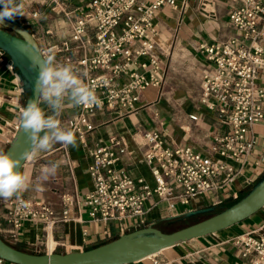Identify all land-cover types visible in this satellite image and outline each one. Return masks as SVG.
<instances>
[{"label":"built area","instance_id":"1","mask_svg":"<svg viewBox=\"0 0 264 264\" xmlns=\"http://www.w3.org/2000/svg\"><path fill=\"white\" fill-rule=\"evenodd\" d=\"M27 1L22 0L24 6ZM45 1L51 12L46 20H53L54 28L43 27L39 0L30 11L36 25L30 32L43 56L51 58L53 65L71 67L102 101L99 106L74 107L73 114L60 118L61 126L64 124L63 128L86 145L88 134L96 129L97 111L135 113L141 93L163 82V53L155 40V18L161 7H176L178 0ZM230 2L229 20L239 35L199 46L209 63V70L202 75L199 103L229 126V131L217 137L212 146L217 158L198 153L191 146L167 145L159 128L141 129L144 162L153 181L149 183L118 168L128 155L121 139L99 142L88 167L93 189L83 200L63 195V208L57 212L48 203L25 196L0 199L9 226L5 237L1 236L6 242L17 243L25 224L42 223L47 243L51 229L71 221L72 205L85 208L91 222L113 221L125 230L126 222L135 227L147 225L146 205L154 197L156 205L164 204L172 214L178 206L189 207L204 197L211 196L210 206L217 209L227 199L239 198L233 185L254 150V126L264 121V89L257 83L264 68V0ZM64 18L66 21H61ZM62 34L65 36L60 37ZM46 36L57 40L49 45ZM3 55L0 50V58ZM190 118L198 120L197 116ZM257 233L248 231L225 242L241 253V259L230 264H264V235ZM150 258L153 264H175L163 261L158 254ZM0 264L9 263L0 258Z\"/></svg>","mask_w":264,"mask_h":264},{"label":"crops","instance_id":"2","mask_svg":"<svg viewBox=\"0 0 264 264\" xmlns=\"http://www.w3.org/2000/svg\"><path fill=\"white\" fill-rule=\"evenodd\" d=\"M43 10L42 23L47 29L54 28L46 24V13L50 7L45 0H39ZM152 0H146L149 3ZM21 8L15 18L29 31L36 29L30 11L36 6V0H14ZM2 7V6H1ZM230 0H178L176 7L163 6L155 18L157 28L156 43L162 61L163 82L158 87H149L140 95L138 111L124 114L121 111L99 110L95 115L96 129L88 134L86 145L76 137V146L65 147L55 144L47 152L38 153L35 158L28 159L20 171L29 179V188L22 193L30 199L48 203L55 211L63 208V195L72 200H83L93 189L88 173L92 161V151L99 142L110 138L121 139L127 147L128 155L120 170L126 171L133 178H145L153 183L150 170L144 162V141L141 129L162 130L164 140L171 146H191L203 155H217L212 146L217 137L226 134L229 126L219 116L201 106L202 75L209 70V63L199 52L201 44H213L235 38L239 32L229 20ZM49 45L56 41L46 36ZM257 83L264 89V68L260 70ZM25 97L22 95L15 70L8 63L4 54L0 58V152H3L20 120L21 109L24 108ZM41 107L47 115L52 112L43 103ZM264 107V103H263ZM64 114H73L74 107L66 100ZM197 116L198 120H191ZM62 127H65L62 124ZM255 147L248 163L234 182L233 189L244 193L264 172V121L254 126ZM260 165L257 166V162ZM59 162L57 174L47 181L39 179L42 168ZM227 195V194H226ZM205 198V199H204ZM189 207L178 206L172 214L166 211L165 205L157 203V198L148 201L146 207L147 225H163L166 219L190 210L210 207L212 197H204ZM232 201L230 198L226 202ZM71 221L56 225L50 230V239L46 243V233L42 223L25 224L19 234L17 243H10L35 254L49 251L59 253L84 251L118 238L123 233L146 227L131 225L126 222L125 230L116 222L95 223L89 219L85 208L70 206ZM4 211L0 208V236L5 237L9 229ZM78 217L80 220H78ZM257 230V235H264V208L249 219L224 231L203 238L181 243L158 254L163 261H174L175 264H230L241 259V253L232 244L225 242L235 235ZM48 239V238H47ZM132 264H153L148 258Z\"/></svg>","mask_w":264,"mask_h":264},{"label":"water","instance_id":"3","mask_svg":"<svg viewBox=\"0 0 264 264\" xmlns=\"http://www.w3.org/2000/svg\"><path fill=\"white\" fill-rule=\"evenodd\" d=\"M0 50L8 57L9 65L16 72L26 108L29 101L36 98L35 82L38 70L34 65L43 66L46 59L31 32L16 18L6 19L0 24ZM30 147L31 144L19 123L7 143L5 154L11 155L13 159H19ZM27 160L21 161V167L17 171L22 170ZM263 208L264 172L239 201L219 212L217 207L210 206L168 217L166 220L172 223L178 218L212 215L172 232H164L156 224H149L132 232L123 233L115 240L89 250L66 253L52 251L44 254L16 249L0 236V258L9 264H132L181 243L224 231L249 219Z\"/></svg>","mask_w":264,"mask_h":264},{"label":"clouds","instance_id":"4","mask_svg":"<svg viewBox=\"0 0 264 264\" xmlns=\"http://www.w3.org/2000/svg\"><path fill=\"white\" fill-rule=\"evenodd\" d=\"M0 24L14 20L21 13V8L14 4V0H0ZM38 70L35 82V99L29 101L26 108H22L19 116L21 128L31 144L29 150L19 159L0 152V198L19 199L29 188V179L17 171L21 161L33 159L38 153L49 151L53 145L61 144L65 147L76 146V136L71 130L61 126V116L65 101L73 107L99 106L102 101L95 91L77 78L69 66L53 65L48 58L43 66L34 65ZM47 106L52 114L47 115L41 104ZM59 162L51 163L42 168L39 179L47 181L57 174ZM16 169V171H14Z\"/></svg>","mask_w":264,"mask_h":264},{"label":"trees","instance_id":"5","mask_svg":"<svg viewBox=\"0 0 264 264\" xmlns=\"http://www.w3.org/2000/svg\"><path fill=\"white\" fill-rule=\"evenodd\" d=\"M0 8H2L1 6H0ZM3 153H5V150L3 151ZM260 178V177H259ZM258 178V179H259ZM257 179V180H258ZM256 180V181H257ZM255 181V182H256ZM253 185V184H252ZM251 185V186H252ZM250 186V187H251ZM250 187L244 192V193H242L240 196H239V198L237 199V200H232V201H229V202H226L224 205H222L221 207H219L218 209H217V212H219L221 209H223V208H225V207H228V206H230V205H232V204H234V203H236L237 201H239L244 195H245V193L250 189ZM210 216H212L211 214L210 215H207L206 217H204L203 219H206V218H208V217H210ZM202 219V220H203ZM189 221H190V218H188V219H186V218H178V219H176V220H174L172 223L171 222H165L163 225H167V227H171V226H174V225H180V224H185V226H183V227H186V226H188V225H191V224H188L189 223ZM200 221V220H199ZM198 222V221H197ZM194 223H196V222H194ZM194 223H192V224H194ZM161 226V225H160ZM158 228H159V226H157ZM183 227H180L179 229H181V228H183ZM178 230V229H177ZM175 231V230H174ZM172 232V231H171ZM113 240H115V239H113ZM112 241V240H111ZM108 242H110V241H108ZM9 243V242H8ZM105 243H107V242H105ZM105 243H103V244H105ZM10 244V243H9ZM10 245H12V244H10ZM14 248H16V249H19V250H22V251H25V252H29V253H33V252H30V251H28V250H26V249H22V248H19V247H17V246H14V245H12Z\"/></svg>","mask_w":264,"mask_h":264},{"label":"rangeland","instance_id":"6","mask_svg":"<svg viewBox=\"0 0 264 264\" xmlns=\"http://www.w3.org/2000/svg\"><path fill=\"white\" fill-rule=\"evenodd\" d=\"M51 13V12H50ZM73 13V12H72ZM71 13V14H72ZM46 14H49V12H47ZM56 18V17H55ZM58 19H61V17H59ZM63 20H65V18L64 19H62L61 21H63ZM66 21V20H65ZM52 22H53V20H49V19H47L46 20V24H52ZM62 36H65V34H62L60 37H62ZM55 40H57V39H55ZM207 215H201V216H197V217H193V218H190V221H189V223L188 224H192V223H194V222H197V221H199V220H202L204 217H206ZM183 226H185V224H180V225H174V226H171V227H167V225H161V226H159V228L161 229V230H163L164 232H171V231H174V230H177V229H179L180 227H183Z\"/></svg>","mask_w":264,"mask_h":264}]
</instances>
